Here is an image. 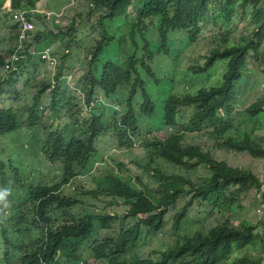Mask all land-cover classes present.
<instances>
[{
  "label": "trees",
  "instance_id": "trees-1",
  "mask_svg": "<svg viewBox=\"0 0 264 264\" xmlns=\"http://www.w3.org/2000/svg\"><path fill=\"white\" fill-rule=\"evenodd\" d=\"M5 1H0V9ZM10 1L13 10L35 9L41 2ZM89 2L88 18L96 14L98 20L94 25L83 20L80 26H86L88 32L94 34L90 39L95 38V46L87 47L86 78L84 76L79 86L84 106L90 112L89 118L80 123L77 114H71L67 103L61 99L55 102L62 96L57 92L66 91L68 87L65 83L61 85L59 80L65 62L78 44L72 37L74 27L78 25L76 20L67 28L64 21L61 22L63 29L58 35L49 29L51 32L39 33L34 41L26 43V51H19L25 58L17 61L0 83V89L4 91L6 88L13 97H20L16 92L19 84L26 86V90L31 82L37 86L41 84L33 79L32 73L23 77L27 67L34 68L35 73L36 65H39L28 49L33 44L40 45L45 36L61 37L65 47L59 56L56 55L59 59L57 84L49 107L51 118L66 120L72 127L53 131L51 126L42 122L41 99L52 90V82L39 85L32 105L27 106L25 123L15 106L0 107V146L7 135L23 128L45 126L44 137L41 135L37 139V146L42 156L52 166H57L62 174L59 182L33 184L23 175V163L17 165L11 160L8 173L6 162L0 159V192L7 193L0 201V264H58L60 255L66 257L65 264H264V217L255 222L242 217H225L208 231L199 229L191 235L178 237L167 249L158 251L156 258L128 256L131 248L142 240L144 232H160L169 218L175 228L181 227L189 220L195 205L210 207L212 213L217 210L240 213L244 210L243 197L253 191L257 192L256 206L261 208L264 203V182L249 168L232 167L216 159L210 150L185 143L188 133H203L215 141L216 149L264 160V136L260 133L264 126V96L251 103L244 110L245 114L234 113L241 79L249 69V59L259 64L264 56V0ZM39 17L45 19L43 15ZM120 18L126 19V26L130 29L129 44L133 45L137 38L143 44L141 56L125 49L126 55L121 62L105 58V49L113 43L124 41V47L129 45H125L127 38L124 35L113 36L112 33L116 32L109 30V26ZM235 21L247 24L246 34L233 35ZM177 31L187 36L188 44H198L206 39L215 44L203 63L190 68L194 75L208 72L217 62H223L227 71L218 87L202 88L193 95L169 96L164 103L163 119L152 127L156 106L145 89L142 74L154 80L156 85L163 80L151 67L155 56L147 35L151 33L159 41V54L171 57V34L174 36ZM44 41L51 45L48 40ZM13 53V50L7 55L0 53V68ZM121 87H124L123 91L129 88V93L127 95L125 91L124 107L118 112L112 96ZM106 106L112 109L110 118L105 113ZM239 117L245 122L236 126ZM158 126L159 129L155 130L154 127ZM166 129L171 130L170 133L160 137L159 134ZM108 134L115 136L117 150H131L141 140L145 142L144 164L138 165L148 173L153 172L159 180L157 186L154 189L148 185L139 188L133 178L108 172L92 176V189L81 188L80 193L75 190L65 193L67 185L90 174L98 153L97 143L100 137ZM164 163L188 170L203 166L209 176L202 183H195L188 177L170 174L163 168ZM10 176L15 180L9 179ZM89 196L110 207L121 205L124 210L115 214L105 210L93 212L88 205L90 201L85 202ZM180 203L182 208L175 210L170 217L169 211ZM126 219L134 220V224L124 227ZM89 258L93 262H89Z\"/></svg>",
  "mask_w": 264,
  "mask_h": 264
},
{
  "label": "rangeland",
  "instance_id": "rangeland-1",
  "mask_svg": "<svg viewBox=\"0 0 264 264\" xmlns=\"http://www.w3.org/2000/svg\"><path fill=\"white\" fill-rule=\"evenodd\" d=\"M89 1L91 0H41L39 4L40 7L43 6L42 8L54 12L51 18L57 22H60L61 20L58 15L61 14L65 5L70 4L62 16V18L65 16V19H62L64 21V26L67 28L68 25L73 21L75 22V20L78 24L75 25L73 29L74 35L72 36L78 44L75 46V50H73L72 55L65 62L64 69L62 71V78L59 80L61 85L65 83L68 87L66 91L60 90L57 92V94L61 93L62 96L55 102L58 103L61 99L65 104L67 103L69 105L68 108L71 110V114H77V118L80 120V123H83L86 118L90 117L89 109L84 106L83 96L80 92L79 86L83 83L84 76L86 78V75L84 74L87 71L88 66V62L85 61L87 47L95 46V43L93 42V39L95 38L90 39L94 34L88 32L87 27L80 26V24L84 20L86 23L88 22L90 25H94L98 20L96 14L90 15L88 18L90 11ZM8 6V1H6L3 4L2 9H0V53L3 55H7L6 53L11 50L15 52L19 44L17 36L18 29H14V23L10 20V17L6 15L7 12L5 10ZM79 15L82 16V20H80L81 17ZM58 24L59 23L55 25L52 21H50V24L45 22V25L44 22H36L35 29L31 34V37H37L39 33L44 31H54L51 33L58 35L59 30L63 29L62 26ZM126 24L127 22L125 18L117 19L114 25L109 26V30L110 32H116L114 34L111 32L113 36L122 37L124 35V38H127L125 41V45L127 46L129 44L130 29L126 26ZM233 27L234 36H239L241 33L246 34V31L248 30L246 23H240L238 21L234 22ZM49 29H51V31H49ZM36 30L37 32L35 34ZM179 32L181 31L175 32L176 34H174V36L171 34V37H173V42L170 44V53L172 54L171 57H166L163 53L159 54V41L151 33L147 35L148 41L151 42L150 50L155 56L153 62L151 63V67L156 75L163 80L159 85H156L154 80L149 78L146 74H142V78L146 82L145 89L152 97L156 106V114L151 119L152 127L156 124V121L163 119L164 103L169 96H184L187 94L193 95L202 88L218 87L222 84L224 74L227 71V67L223 62H217L216 65L208 72L202 75H194L190 71V68L197 63H203L205 56L209 54V51H211L213 46L215 47V44L212 43L211 39L203 40L198 44H188L187 36ZM45 38L51 42L50 46L55 48V51L59 56L60 51L65 47L64 42L61 41V37L56 38L49 35V37L45 36ZM66 38L69 39V36ZM123 42L124 41H122V43L115 42L112 46L106 48L105 58L108 60L116 59L121 62L123 57L126 55L125 49L131 50L133 54H137L138 52L140 53V56L142 55L143 44H141L140 38L135 39L134 44L132 45L130 43L127 47H124ZM47 45L48 43L42 40L41 44L37 46L35 45L34 48L41 50ZM136 45H139V48L136 47ZM25 48L26 43L22 45L21 52L26 51ZM32 50L33 49L30 47L28 49L29 53H31ZM45 67V62L39 63L38 68ZM25 72H27V70H25ZM38 72L40 75V71ZM28 73L34 74L32 69L28 70ZM56 73L57 72L54 73L52 71L51 76L54 77V79L56 77ZM245 73L247 74L243 75L241 79L242 85L239 87L238 102L234 110L235 115L239 113L245 114L244 110L251 103L264 96V56L260 59L259 64L256 63L254 59H249V69L247 68ZM48 79L49 78H47L46 82H50ZM46 82L42 81L40 83L43 84ZM39 85L37 86L35 83L31 82L27 90L22 91V95L20 97H16V95L13 97L12 95L8 98L10 103L8 104V102H2L3 105L15 106L20 113V119L25 123L28 119V113L26 112L27 106L32 105L34 96L38 92ZM18 89L23 90L20 85H17L16 92H19ZM123 89L124 87L119 88L115 95L112 96V101L114 102L116 100L115 108L118 112H121L124 107V101L126 98H123V95L125 91L127 95L129 93V88L125 91H123ZM52 91L53 89L48 91L41 99L40 109L43 112L40 113V116H42L44 123L51 126L53 131L57 128L69 129L72 127L71 123H68L63 119L60 120L57 118L54 119V117L51 118L52 111L49 106L51 99H53ZM14 101H16V103ZM109 108L110 106H106L105 109V113L108 114V118L111 117L110 112L112 111V109L110 110ZM187 111L189 112L190 110L188 109ZM244 122V119L239 117L236 119L235 125H243ZM44 128L46 127L44 126L42 128L33 129L32 131L31 129L29 130L27 128H23L22 130L7 135L2 139L0 146V159L6 162V169L8 173L10 170V161L12 160L17 165L19 163L24 164L25 172L23 175L30 178L33 184L41 182L49 185L60 180L61 170L57 168V166H52L45 160L42 156L40 148L36 144V140L39 139L41 135L44 137ZM154 128L157 130L159 129V126ZM262 128L263 130L260 133L264 136V126H262ZM170 131L171 130L168 129L163 130L159 136L165 137V135L169 134ZM185 143L188 145L197 144L204 147L206 150H210L216 159L226 162L232 167H247L254 174H256L262 182H264V160L254 159L248 154H237L234 152L216 149L215 141L209 140V138L203 133H188L186 135ZM115 144L116 138L113 134H108L106 137H100L97 143L98 153L94 158L95 165L93 173L89 176H84L74 180L71 186L66 187L64 191L69 193L70 190H75L80 193L81 188H85L87 190L92 189L94 184L91 176L98 177L108 172L121 173L123 176L133 178L134 183L139 188L142 185H148L149 188L154 189L159 180L153 175V172L148 173L143 167L138 165V163L142 165L144 164L146 153L144 147L145 142L141 140V142L136 143L131 150H117ZM121 164L122 166H120ZM162 166L170 174H178L188 177L195 183H202L209 176V171L203 166L192 170L172 166L168 163H164ZM8 178L15 180V177L13 176ZM8 189L10 191H14V189L10 187H8ZM256 193V191H253L247 197H243L242 204L244 206V210L240 213L231 211L225 212V210H217L218 212L212 213L210 207L199 204L195 205L194 209L190 212L189 220H186L181 227L175 228L173 220L169 218L168 222L160 232L156 234H147L144 232L142 240L136 246L131 248V251L128 252V256L156 258L158 251L164 248L167 249L169 245L174 244L177 241L178 237L191 235L199 229L208 231L211 227L221 222L225 217L231 216L233 219L242 217L255 222L259 219V209L264 210V203L261 208H258L255 204L254 198ZM86 201H90L88 205L93 212L105 210L106 212L115 214V212L122 213L124 210V207L121 205L110 207L97 200H93L90 196L85 199V202ZM182 206L183 204L180 203L177 208L171 209L168 215L171 217L174 215L175 210L181 209ZM131 224H134V220L126 219L124 221V227ZM65 260L66 257L64 255H60L58 264H65ZM88 261L93 262V259L89 258Z\"/></svg>",
  "mask_w": 264,
  "mask_h": 264
},
{
  "label": "clouds",
  "instance_id": "clouds-1",
  "mask_svg": "<svg viewBox=\"0 0 264 264\" xmlns=\"http://www.w3.org/2000/svg\"><path fill=\"white\" fill-rule=\"evenodd\" d=\"M8 2H9V9H6L5 11L7 12V14H9V17H10V20L14 23V21H13V12L14 11H16V10H37L38 12H36V16H35V19H34V25H35V23L37 22V23H39V21H41V22H44L45 23V21H50V20H52V18H51V16H52V14L54 13V12H51V11H46V10H43V8H40L39 6L38 7H36L35 9H33V8H23V9H15V10H13L12 8H11V1L10 0H7ZM6 2V1H5ZM4 4V3H3ZM11 8V9H10ZM2 9V8H1ZM65 11L66 10H62V12H61V14L60 15H58V17H60V19L62 18V16H63V14L65 13ZM48 13H50L51 15L50 16H48L47 14ZM6 14V15H7ZM40 15H43V16H45V19H41L39 16ZM38 18V19H37ZM40 19V20H39ZM39 20V21H38ZM14 29H18V32H19V25H17V24H15L14 23ZM35 29V28H34ZM34 31V30H33ZM33 32H31L30 33V39L28 40V41H25V42H20V40H19V44H18V46H17V48H16V51L13 53V55L12 56H10V58H8V60H7V62H11V60H12V57H14V56H17L19 59L18 60H16V61H14L13 62V66H12V68L11 69H13L14 68V64L17 62V61H19V60H21L22 58L24 59L25 58V56L24 55H22V54H19V51H22V45L24 44V43H29V42H31V41H33V38H34V36L33 37H31V34H32ZM17 36H18V39H19V34L17 33ZM46 48H51L52 49V52H53V55L56 57V55H57V53H56V51L54 50V48L53 47H51V46H46L44 49H42L41 51H37V50H32L31 51V53H29V54H31L32 56H35V60L37 61V62H39V63H43V62H45V61H43V60H41V58H40V56L38 55V53H40V52H42L43 50H45ZM33 52L35 53V54H33ZM57 61H58V58H57ZM7 62H6V64H7ZM59 63V62H58ZM45 64H46V66L48 65L46 62H45ZM6 66V65H5ZM5 66H3V67H1L0 68V83H1V81H2V78L3 77H5V76H7V74L9 73V71L11 70H9L8 72H4V67ZM48 67L50 68V66L48 65ZM57 67H58V64H57ZM51 70H52V68H50ZM53 71V70H52ZM55 72H57V69L55 70ZM24 74H28V70H27V72H25L24 71ZM34 74H36L34 77H33V79H35L36 81L37 80H41V81H37L38 83H40V82H42V81H44V82H46L47 80H43V79H38L39 78V72L37 71L36 73H34ZM57 74V73H56ZM38 77V78H37ZM48 81H50V82H52V89H54L55 88V86H56V84H57V81H55V79H54V77H52L51 76V80H48ZM3 82V81H2ZM46 83H49V82H46ZM4 89H6V88H4ZM3 101L1 100V98H0V107H2L3 106V103H2ZM115 103H116V100L114 101V105H115ZM7 106H9V105H7ZM112 107V106H111ZM116 109V108H115ZM42 122H43V120H42ZM43 124H44V122H43ZM43 124H41V125H43ZM40 125V126H41ZM30 130V129H29ZM33 129H31V131H32ZM97 149H98V147H97ZM113 151H115V150H113ZM116 152V151H115ZM46 160V159H45ZM47 161V160H46ZM48 162V161H47ZM49 164H51L50 162H49ZM93 171H94V167H93V169H92V171L90 172V174L89 175H91L92 173H93ZM89 175H86V176H89ZM82 177H84V176H81V177H78L77 179H79V178H82ZM62 179V174H61V178H60V180ZM77 179H75V180H77ZM91 179H92V176H91ZM59 180V181H60ZM58 181V182H59ZM72 184V183H71ZM71 184H70V186H71ZM66 187H69L68 185L66 186ZM65 187V188H66ZM64 188V189H65ZM66 193V192H65ZM7 195V193L6 192H0V201H2V200H4V198H5V196Z\"/></svg>",
  "mask_w": 264,
  "mask_h": 264
},
{
  "label": "built area",
  "instance_id": "built-area-1",
  "mask_svg": "<svg viewBox=\"0 0 264 264\" xmlns=\"http://www.w3.org/2000/svg\"><path fill=\"white\" fill-rule=\"evenodd\" d=\"M37 10H16L13 12V21L15 24L19 25V40L20 42H25L30 39V33L33 32L35 25L34 19L36 16ZM48 16L51 14L48 13ZM33 54H35L33 52ZM41 60L45 61L50 68H52L53 72L57 69V57L53 55L51 48H46L42 52L38 53ZM17 56L12 57L11 62H7L6 66L4 67V72H8L12 68V64L14 61L18 60ZM259 219L264 217V210L259 209Z\"/></svg>",
  "mask_w": 264,
  "mask_h": 264
},
{
  "label": "crops",
  "instance_id": "crops-1",
  "mask_svg": "<svg viewBox=\"0 0 264 264\" xmlns=\"http://www.w3.org/2000/svg\"><path fill=\"white\" fill-rule=\"evenodd\" d=\"M8 5H9V2H8ZM68 5H70V4H68ZM68 5H65V7H64V9L63 10H66L67 9V7H68ZM39 7H40V5H39ZM43 6H41L40 8H42ZM7 9H9V6H8V8ZM43 10H46V11H49L48 9H45V8H43ZM62 19H65V16L63 17V18H61V20H60V22H57L56 20H50V21H52V23L53 24H57V23H59L58 25H60L61 24V22H63V20ZM50 21H45V22H48L49 24H50ZM43 40H47L46 38L45 39H43ZM35 43H36V41H35ZM34 44L32 45V49L33 50H37V49H35L34 48ZM37 46V45H36ZM47 46H50V45H47ZM51 47H53V46H51ZM54 48V47H53ZM42 50V49H41ZM41 50H37V51H41ZM54 50H55V48H54ZM39 67V65H36V69L34 70L35 71V73L37 72V71H40V75H39V79H43V80H47V78H49L48 80H51V74H52V70L48 67V65L45 67V68H38ZM31 69V67H27V70H30ZM32 69H34V68H32ZM30 75V74H29ZM23 77H27V74H24V76ZM20 86H21V88L23 89V90H20V89H18V93L20 94V96L22 95V91H24V90H26L25 89V87L26 86H24L23 84H19ZM20 88V87H19ZM9 97H11V95L9 94V90H2V89H0V98H1V100L5 103V102H8V104L10 103V100L8 99ZM36 144H37V140H36Z\"/></svg>",
  "mask_w": 264,
  "mask_h": 264
}]
</instances>
